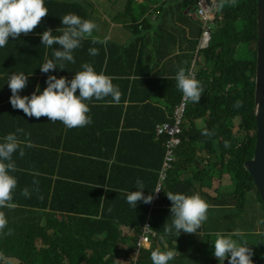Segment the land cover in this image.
<instances>
[{
	"label": "trees",
	"instance_id": "1",
	"mask_svg": "<svg viewBox=\"0 0 264 264\" xmlns=\"http://www.w3.org/2000/svg\"><path fill=\"white\" fill-rule=\"evenodd\" d=\"M176 1V7L172 3L168 7L173 15L166 14V20L161 22L163 8H158L159 15L154 21L135 15L137 11L142 17L141 9L148 7L151 0H139L140 8L132 5L134 0H127L126 6L121 7L115 0L114 3L101 2L98 7L90 3V12L71 2L45 0L48 16L41 24L30 34L9 37L8 44L0 48V76L5 77L2 88L6 83L4 99L10 95L8 78L15 72L28 76L27 86L21 91L28 96L37 87L42 92L49 76H75L76 72L83 70V63H91L97 73L107 75L111 69L114 73L108 65L124 62L117 73L128 75L125 61L129 60L130 74H152L140 81L148 88H143L142 97L132 95L129 98V92L124 89L126 96L123 99L122 95L118 104L109 103L111 97L105 101L93 99L87 102L90 110L107 107L108 121L106 125L101 116L91 118L92 122L84 127H104L105 124L118 127V130L105 138V147L94 149L93 160L73 157L75 163L90 162L89 165L105 169L99 176L81 177L83 184H75L68 170L57 171L59 166L50 148L52 122L41 117L43 126L33 127L30 143L34 145L28 149L27 157L20 158L19 152L13 156L18 168L12 173L18 180L14 202L20 212L0 209L8 220L7 228L0 234V264H8L7 260L11 259L19 261V264H152L151 251L157 248L176 251L169 264H222L212 257L210 243L214 238L208 237L209 231L207 227L204 230V225L194 234L181 232L178 237L165 233L163 228L168 221L171 223L172 217V202L166 193H198L216 209L228 208L234 203L236 206L247 191L256 188L244 164L253 158L257 140L254 115L257 0H233L232 3L225 0L221 3L222 19L213 35L215 42L223 46L221 52L213 45L199 50L202 30L193 17L187 14L185 17V13H181L182 8L195 7L196 0L182 1L184 3L173 0ZM68 13L94 21L98 30L94 31L93 37L101 41L107 38V43L93 44L91 38L86 39L80 48L74 50L75 64L65 62V70L57 68L43 73L40 67L45 57L53 58V49L62 50V47L43 46L42 34L51 28L54 35H60L56 29L63 27L61 17ZM105 15L109 18H102ZM129 20L135 23L121 26L125 33L132 32L136 36L133 50L128 52L126 42L118 40L117 32L119 23ZM179 21L187 28H173L180 26L174 25ZM167 23L172 26L169 32H176L175 39L166 37ZM179 35L182 37L177 39ZM242 45L248 48L240 52ZM91 47L99 49L97 56L89 55ZM105 49L109 50L101 54ZM172 53L174 55L170 59ZM168 54L169 59L165 57ZM132 55L134 59L131 62ZM174 60L196 61L197 80L203 86V93L199 103L188 105L183 119L179 162L170 173L169 180L162 185L161 198L150 204L141 201L133 208L126 202V193L138 191L137 180L143 181L145 196L153 195L159 181L167 134L157 137L156 126L174 122L172 115L182 99L173 78L175 70L183 67L190 71L189 65L181 66ZM40 72L43 74L41 79L36 77ZM237 100L242 102L239 108L234 107ZM23 119L19 115L6 114L0 117V122H8L12 129H18ZM199 119H204L205 128L214 132L213 136L202 135L205 128H197ZM62 127L65 126L62 124ZM225 141L229 142V147H225ZM189 170L192 171L191 178ZM224 175L231 179L228 193L222 191ZM34 180L39 182L38 186L33 184ZM216 180L218 186L210 192ZM25 187L31 191L30 198L20 195ZM37 187L38 192L35 190ZM251 217L264 221L263 203L253 209ZM147 222L151 224L150 235L141 232ZM260 224L264 226V223ZM8 229L12 230V235L6 234ZM256 236L259 237L258 243L243 244L251 249L252 264H264V228ZM147 238L148 242L145 241ZM125 245L128 247L123 249Z\"/></svg>",
	"mask_w": 264,
	"mask_h": 264
},
{
	"label": "clouds",
	"instance_id": "2",
	"mask_svg": "<svg viewBox=\"0 0 264 264\" xmlns=\"http://www.w3.org/2000/svg\"><path fill=\"white\" fill-rule=\"evenodd\" d=\"M49 1L53 2L56 0ZM182 1L185 0H180L179 2ZM223 1L225 0H218V7L215 10L213 19L209 20L204 26L200 23L197 14V0L195 7H189L185 10L182 8V12L191 17V11H194L193 18L197 23V26L202 30L199 50L208 48L210 45H213V47L217 48L220 52L223 50V46L220 43H216L215 38L213 37L215 31L219 28L221 23V3ZM232 2L233 0H231L230 3ZM158 15L159 11L157 9L152 15L151 21H154ZM46 16H48V8L45 6V0H0V48H3L8 44L9 37L18 38L21 34L27 35L32 33L37 26L41 24ZM61 18L63 27L56 29V32L61 33L60 35H54L52 29L49 28L43 32L41 37L43 46L47 48H52L53 45H60L62 47V50L53 49V58L49 59L45 57V62L40 67V70L43 73H49L57 68L65 70V62L75 64L76 61L73 55L74 50L80 48L82 46V42L86 39L91 38L93 44L107 43V38L101 41L93 37L94 31L98 30V25L94 21L83 19L74 13H68ZM238 27L241 29L242 25L239 24ZM205 30L209 31L208 36L204 35ZM88 53L90 56L95 57L99 54V49L91 47L88 49ZM172 57L173 56L171 55L170 59ZM188 65L190 66V71L183 67L179 68L173 77L176 81L177 89L182 93L181 102L176 107L174 114L172 115V117H174V122L172 124H158L156 126L157 137L164 133L167 134L165 157L159 170L158 184L155 191L152 192L153 195L145 196L144 183L142 180L138 179L136 182V188L138 191L126 193V202L133 208H136L137 204L141 201L145 204H150L152 201L155 203V201L159 200L163 189L162 185L169 180L170 173L173 172L175 165L179 162V149L182 144L181 135L184 130L183 119H185L188 105L191 102L199 103L203 93V86L201 82L197 80L198 64L195 60H193L191 63L188 62ZM81 68L83 70L76 72L75 76L71 78H67V76H61V78L49 76L44 84L45 89L41 92L40 88L37 87L36 91L31 96L21 93V91L27 86L28 76L23 72H15L8 78L7 85L10 88V95L6 99L3 98L5 96L4 92L6 83L5 87L2 88L4 82L3 78L5 77L0 76V117L6 114L9 116H21L20 110H22V112L30 118L35 117L39 119L41 117H47L51 122H61L68 129L87 126L92 122L91 117L88 115L90 108L87 102L93 99L97 101H105L107 97H111L112 99L108 102L118 104L121 100L122 93L119 87L113 84L112 77L104 74L103 72L97 73L91 63H83ZM36 77L41 79L43 74L40 72V74L36 75ZM77 91H79V95H77ZM1 93H3V95H1ZM184 100H186L185 113L182 117H179L181 121L177 125L176 111L182 105ZM148 102L152 104L150 100H148ZM241 106L242 102L239 100H237L234 104V107L237 108ZM255 107L256 106L254 104V115L256 118ZM196 126L200 130L204 129V119L197 120ZM178 127L181 131L172 134V128L176 130ZM256 132L258 135V126ZM21 134L26 137L30 136V133H24V130L20 128L16 129L15 132L0 136V209H8L10 212H20V209L17 208V203L14 202V194L18 187V180L16 176L12 175V173L18 171V168L13 156L15 153L19 152L20 158H23L25 156L24 147L32 146L30 142L20 139ZM202 135L210 138L214 135V132H210L205 128ZM171 144H175L174 148H170ZM229 146V142L225 141V147ZM245 164L244 168L246 169ZM202 167L204 168V163ZM39 168L43 169L40 165ZM246 171L252 177L256 187L246 193L256 194L260 205L262 203L264 204L258 185L256 184L252 174L247 169ZM187 172L191 178L192 171L189 170ZM227 177L229 178L228 181L231 182L230 176ZM38 183L39 182L37 180L33 181V184L37 186ZM223 184L227 185L226 183ZM35 190L38 192V187ZM20 195L25 198H30L31 191L28 187H25L21 190ZM166 195L172 202V207L170 208L172 217L170 219L171 223L168 221L163 228L165 233L169 235L175 234L178 237L181 235V232L194 234L197 233L203 225L204 230L207 227V230L212 232V230L208 227L212 217L210 214L208 215V213L212 210H216L218 212L222 209V207L213 209L198 193L186 195L167 192ZM237 205L241 207L240 209H243L244 207L243 203H238ZM260 223H264V221H260ZM7 226L8 220L6 214L4 211H0V234L4 233V229L7 228ZM141 232L150 235L151 224L147 222ZM228 232L230 233L226 234L217 231L213 234L215 236L212 243L214 246V254L211 253L213 259L218 263H223L224 260H227L229 264H252L251 249L245 247L246 244H242L236 240L237 237L243 238L244 233L240 229L230 230ZM6 234L12 235L13 232L11 229H8ZM148 239L149 238L145 239V241L148 242ZM262 254L264 255V252H262ZM175 256L176 251L173 250H161L157 248L151 251L152 264H169V261L173 260ZM229 256L231 259H228ZM13 260L14 259L7 260L8 264Z\"/></svg>",
	"mask_w": 264,
	"mask_h": 264
},
{
	"label": "crops",
	"instance_id": "3",
	"mask_svg": "<svg viewBox=\"0 0 264 264\" xmlns=\"http://www.w3.org/2000/svg\"><path fill=\"white\" fill-rule=\"evenodd\" d=\"M124 40L126 42V47L128 48L127 51L133 50L134 40L136 38L135 35L132 34V32H127L124 34ZM103 38V37H101ZM152 46H156L152 44ZM109 49H105V51H102L101 54H106ZM126 51V52H127ZM128 51V52H129ZM105 52V53H104ZM148 52V51H147ZM169 55L165 56L167 59H169ZM174 55L173 53L171 54ZM100 56V55H99ZM101 57V56H100ZM134 59V55L130 57L131 62ZM176 61V60H174ZM178 64H187V62H182V60L176 61ZM124 62L118 61V63L110 64L108 67L113 68L110 70V72L107 74L108 76L112 77L113 84L117 85L123 95V99L126 96V92L124 89H126L129 92V98L130 96L134 95L136 98L142 97V93H144V89L148 88L140 83L141 80L145 78V76L150 77L152 74L149 73H142V74H130L129 73V60L125 61V66H128V75L126 73L120 75L117 73V71H121V67ZM182 66V65H181ZM177 70H175L176 73ZM70 81V80H69ZM124 86H127L125 88ZM3 95V93H1ZM101 105V104H99ZM122 105V104H121ZM108 111L107 107H99L94 110H90V117L92 119H97L98 117L104 120V123L107 125L108 116L106 115V112ZM117 113V112H116ZM115 113V118L117 117ZM21 118H25V114L20 110ZM53 127H50L51 134V140L52 143L50 145V148L53 152V157L56 161V164L59 166L57 168V171L64 172L68 170L72 175V181L77 184H83L81 177H86L90 174L94 175H100L102 172L105 171L103 167L97 168L96 166L89 165V163H75L73 161L74 156H83L84 158L88 160H93L95 150L98 149V147H105L103 144L106 137L110 135H114L117 133L118 127H107L104 124V127H83L82 129L76 130V131H70L72 129H68L66 127H62V123L52 122ZM34 126H43L41 123V118L37 119L35 117H28L26 116L25 119L21 121L20 129L24 130V133H30V136H25L23 134L20 135L21 140H26L27 142H30V137L33 133V127ZM123 127H120L119 130H122ZM133 128V127H132ZM37 129V128H36ZM15 129H12V127L9 125L8 122H0V136H4L8 133L15 132ZM43 140V139H42ZM41 141V140H40ZM33 146L34 143H31ZM31 146V147H32ZM23 147V145H22ZM30 147H24L25 156L27 157V152ZM92 148V149H91ZM87 150V153L85 152ZM75 152H78V154H75Z\"/></svg>",
	"mask_w": 264,
	"mask_h": 264
},
{
	"label": "rangeland",
	"instance_id": "4",
	"mask_svg": "<svg viewBox=\"0 0 264 264\" xmlns=\"http://www.w3.org/2000/svg\"><path fill=\"white\" fill-rule=\"evenodd\" d=\"M56 1H65V2H71L73 4L76 5H80V7L83 8V10H87L88 12H90V3H93L96 7H98V4H100L101 2H107V3H114L113 0H56ZM118 3V6H126V2L127 0H115ZM165 1L167 0H151V2L149 3L148 7H144V9H141V14L144 13V15H141L142 17H140V15L138 14L137 11H135V15H138L137 18H147L149 21H151V17L152 15L155 13V11L158 8H163V16L160 17V21L163 22L166 20L165 16L167 15H173L171 13V10L168 11V7L169 5L172 3L173 7H176L177 3L173 2V0H171V3H165ZM228 3L231 2V0H227ZM139 0H134L133 2V6H137L138 8H140V4ZM168 11V12H167ZM85 12V11H84ZM181 13L182 10H181ZM87 14V13H86ZM93 14V13H91ZM102 14V13H101ZM185 17L186 14H184ZM191 15L193 17L194 15V11H191ZM129 16V15H128ZM130 17V16H129ZM155 17V15H154ZM102 18H109V16L107 17L106 15L103 16ZM110 20V19H109ZM134 20H129V21H123L121 23H119V28H118V32H117V38L119 41H122V39L125 37L124 34L126 32V30L124 29V27H121L122 25H130ZM139 22V21H137ZM170 22V21H169ZM141 23V22H140ZM169 24V23H167ZM174 25H180V26H173V28H177V29H183V27L187 28V26L185 24H183L181 21H179L178 23H174ZM171 24H169V26H166L167 32H166V37L170 38V39H175V31L171 30V32H169L168 29H171ZM110 31V30H109ZM179 32V31H177ZM182 36H178L177 39H180ZM248 46L247 45H242L240 47V52H242L243 50L247 49ZM239 122L236 121V124H238ZM229 176V175H227ZM226 175H224L221 179V183L223 185V183H226L227 185H225V187L222 189L223 192L228 193L231 190V182L228 181V177ZM218 186V181L216 180L214 183L213 188L210 190V192H214V189ZM241 203H243L244 207L243 209H240L241 207L239 205L233 206L234 204H231V206H229L228 208H222L221 210H219L218 212L216 210H212L210 213H208V215L210 214L212 217L211 222L209 223V229L212 230V232H208V237L214 238L215 236L213 235L215 232L220 231L223 233H230L228 231L230 230H236V229H240L243 233L244 236L243 238L241 237H237L236 240H238L239 242L243 243H248L250 242L251 244L253 243H258V238L256 235L257 233L261 234V230H263L264 226L260 224L259 221H256L255 218L253 219L251 217V214L253 212V209H257L258 208V204L259 207L261 206L258 200V197L256 196V194H245L243 197V200L241 201ZM263 238V235L261 236ZM213 239V241H214ZM213 241H211V245H210V250L211 253H214V246L212 245ZM128 246L125 245L123 249H126ZM125 251H123V255H124ZM135 254V253H134ZM19 261L17 260H13L10 261L9 264H18ZM222 264H229V262L227 260H224Z\"/></svg>",
	"mask_w": 264,
	"mask_h": 264
},
{
	"label": "water",
	"instance_id": "5",
	"mask_svg": "<svg viewBox=\"0 0 264 264\" xmlns=\"http://www.w3.org/2000/svg\"><path fill=\"white\" fill-rule=\"evenodd\" d=\"M258 1V60L255 89V111L258 135L254 158L247 161L246 169L252 174L264 201V0Z\"/></svg>",
	"mask_w": 264,
	"mask_h": 264
},
{
	"label": "built area",
	"instance_id": "6",
	"mask_svg": "<svg viewBox=\"0 0 264 264\" xmlns=\"http://www.w3.org/2000/svg\"><path fill=\"white\" fill-rule=\"evenodd\" d=\"M218 7V0H197L196 10L200 20V23L204 26L207 24L209 20H212L215 14V10ZM204 35L208 36L209 31L205 30ZM186 109V100L182 103V105L177 109L176 116H177V125L180 123L182 117L185 113ZM181 131L178 127L176 130L172 128L171 133ZM175 144H171L170 148H174Z\"/></svg>",
	"mask_w": 264,
	"mask_h": 264
}]
</instances>
